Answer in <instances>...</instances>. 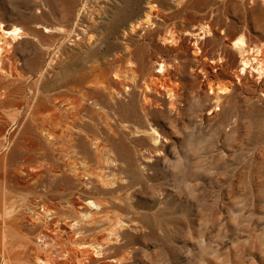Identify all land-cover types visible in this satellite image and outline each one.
<instances>
[{
    "label": "rangeland",
    "instance_id": "rangeland-1",
    "mask_svg": "<svg viewBox=\"0 0 264 264\" xmlns=\"http://www.w3.org/2000/svg\"><path fill=\"white\" fill-rule=\"evenodd\" d=\"M16 27L4 264H264V0H0Z\"/></svg>",
    "mask_w": 264,
    "mask_h": 264
},
{
    "label": "bare ground",
    "instance_id": "bare-ground-1",
    "mask_svg": "<svg viewBox=\"0 0 264 264\" xmlns=\"http://www.w3.org/2000/svg\"><path fill=\"white\" fill-rule=\"evenodd\" d=\"M181 1V0H180ZM185 2V1H184ZM150 7V6H149ZM153 6L151 5V8H152ZM155 8V7H154ZM149 18H150V15H149ZM148 18V19H149ZM151 21V20H150ZM151 23V22H150ZM207 23V22H206ZM209 25V24H208ZM138 26V25H137ZM140 26V25H139ZM155 26V25H154ZM211 26V25H210ZM196 27V26H195ZM203 27H204V25H203ZM212 27V26H211ZM3 29V28H2ZM136 30V29H135ZM195 30V29H194ZM205 31V30H204ZM208 31H209V29H208ZM197 32V31H196ZM207 32V31H206ZM212 32V31H211ZM224 32H226V31H224ZM20 33V28H14V29H11V30H1V28H0V42H1V40L4 38L3 36H10V35H18ZM192 33V32H191ZM195 33V32H194ZM185 34V33H184ZM203 34V33H202ZM183 35V34H182ZM188 35V34H187ZM187 35H185V36H187ZM190 35V34H189ZM192 35V34H191ZM190 35V36H191ZM193 36H195V35H193ZM200 36V35H199ZM6 38V37H5ZM166 38V37H165ZM181 38V37H180ZM195 38H196V36H195ZM182 39V38H181ZM197 39V38H196ZM198 39H199V37H198ZM196 40V41H199V40ZM162 40V39H161ZM166 40V39H165ZM168 40V39H167ZM184 40H185V38H184ZM227 41L229 42V44H230V48H231V50H233V51H235V53L237 52L238 54H240V55H244V53H247V56L245 57H243V60H241L242 62H241V66H242V68L241 69H243V70H245V71H247V70H249V68L250 67H252V68H250L251 69V74H253L254 73V69L255 70H257V71H261L260 70V68H259V65H258V67H256L257 65H255L254 66V64H253V62H256L257 64L259 63L258 61L260 60L259 59V57L257 56V57H255V58H251L250 56H249V54L248 53H250V51L252 52V50H250V47H249V45H248V43H247V41L245 40V35L243 34V35H241V37L240 38H238V39H234L232 36H230V37H228V39H227ZM2 43V42H1ZM0 43V44H1ZM202 42H200V44H201ZM4 44H6L5 42H4ZM169 44V43H168ZM194 45V44H193ZM192 45V46H193ZM202 45V44H201ZM2 46V45H1ZM195 47V46H194ZM198 47V46H197ZM252 47V46H251ZM262 47V46H261ZM261 47H260V49H261ZM2 48V47H1ZM0 48V49H1ZM4 48V47H3ZM229 48V47H228ZM256 48V47H255ZM263 48V47H262ZM201 49H203V48H201ZM254 49V48H253ZM198 50V49H197ZM196 50V51H197ZM224 50V49H223ZM260 51V50H259ZM6 52V51H5ZM204 52V51H203ZM197 53V52H196ZM199 53V52H198ZM264 53V52H263ZM262 53V54H263ZM201 54H202V52H201ZM228 54V53H227ZM258 54H259V52H258ZM1 55V54H0ZM239 55V56H240ZM257 55V54H256ZM252 56V55H251ZM241 57V56H240ZM262 57V56H261ZM161 59H162V57H161ZM262 59V58H261ZM263 59H264V57H263ZM262 59V60H263ZM166 60V59H165ZM261 61V60H260ZM264 61V60H263ZM263 61H261V62H263ZM167 62V61H166ZM164 63V62H163ZM214 63V62H213ZM264 63V62H263ZM166 64V63H165ZM171 64V63H170ZM176 64V63H175ZM160 65V64H159ZM264 65V64H263ZM160 66H162V65H160ZM165 67V66H164ZM263 67V66H262ZM166 69H168V68H166ZM165 70V69H164ZM238 70V69H237ZM264 70V69H263ZM244 72V71H243ZM247 73V72H246ZM256 73V72H255ZM169 75V74H168ZM238 75V74H237ZM240 75V74H239ZM254 75V74H253ZM257 75V74H256ZM260 76V75H259ZM263 76V75H262ZM167 78V77H166ZM238 78H240V79H242L241 77H238ZM261 78V77H260ZM245 79V78H244ZM248 79V78H247ZM246 79V80H247ZM259 82V81H258ZM231 83H232V81H231ZM264 84V83H263ZM234 85V84H233ZM152 86V85H151ZM167 87H168V85H167ZM166 89V88H165ZM221 89V88H220ZM224 89H226V88H224ZM167 90V89H166ZM215 90V89H214ZM231 90V89H230ZM170 91H171V89H170ZM174 91V90H173ZM221 91V90H220ZM227 91V90H226ZM176 93V92H175ZM220 93H222V92H220ZM219 93V94H220ZM171 94H172V92H171ZM217 95H218V93H217ZM216 95V96H217ZM148 98V97H147ZM146 98V99H147ZM220 99V98H219ZM148 100H149V98H148ZM220 102V101H219ZM147 103H148V101H147ZM89 205V204H88ZM91 205V204H90ZM100 211V210H99ZM91 218V217H90ZM93 249V248H92ZM4 256V255H3ZM4 259V258H3ZM0 264H4L3 262H2V255H1V253H0Z\"/></svg>",
    "mask_w": 264,
    "mask_h": 264
}]
</instances>
